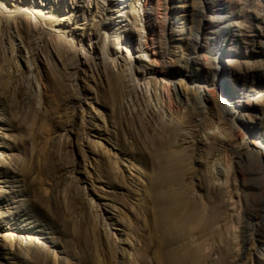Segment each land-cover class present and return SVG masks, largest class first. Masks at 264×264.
<instances>
[{
  "label": "rangeland",
  "instance_id": "obj_1",
  "mask_svg": "<svg viewBox=\"0 0 264 264\" xmlns=\"http://www.w3.org/2000/svg\"><path fill=\"white\" fill-rule=\"evenodd\" d=\"M0 264H264V0H0Z\"/></svg>",
  "mask_w": 264,
  "mask_h": 264
},
{
  "label": "bare ground",
  "instance_id": "obj_2",
  "mask_svg": "<svg viewBox=\"0 0 264 264\" xmlns=\"http://www.w3.org/2000/svg\"><path fill=\"white\" fill-rule=\"evenodd\" d=\"M102 49L105 52V50H107V44L102 46ZM147 65L149 64L144 65V68L151 71V67L148 68ZM194 81L197 80L195 79ZM115 86V84L112 85L113 92L116 90ZM175 94L178 98L176 91ZM201 98L202 94L199 93L196 105L198 108L204 106ZM180 102L181 99L178 103L179 106L181 105ZM172 112L183 124L187 125L191 129L190 134L192 135V138H196L197 134L203 130V125L194 121L191 114H188L187 112L180 114V109L177 107L175 110L173 109ZM160 135L161 141L158 144L159 147L154 150L153 155L154 164L156 165L154 195L157 207L160 209V219L163 221H169L175 217L176 212L184 205L181 197L183 190L181 183L185 173L188 154L187 151L183 149L173 150L174 139L178 136L177 128L169 129L163 126L161 127ZM261 214H250L248 217H250V219L257 220L261 218ZM180 221L184 222V217Z\"/></svg>",
  "mask_w": 264,
  "mask_h": 264
}]
</instances>
